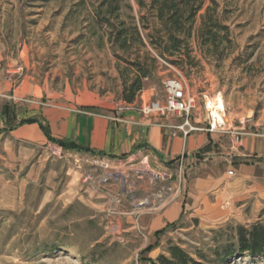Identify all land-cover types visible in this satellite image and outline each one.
Here are the masks:
<instances>
[{
    "label": "rangeland",
    "instance_id": "1",
    "mask_svg": "<svg viewBox=\"0 0 264 264\" xmlns=\"http://www.w3.org/2000/svg\"><path fill=\"white\" fill-rule=\"evenodd\" d=\"M216 2L229 39L220 47L221 57L205 58L190 39L193 59L175 64L157 57L145 94L127 103L118 71L124 63L104 29L89 23L96 0H0V111L6 105L27 116L58 102L105 114L132 110L127 106L138 105L141 94L163 97L162 81L174 67L185 95L195 101L191 119L207 124V101L219 96L223 128L242 137L264 134V0ZM128 3L122 15L133 17L146 42L142 50L152 53L145 34L154 20L135 0ZM208 4L197 13L194 28ZM2 127L0 118V264H150L167 256L170 245L213 260L211 249L230 241L236 225L264 222L263 199L254 211L227 220L208 223L184 213L154 235L149 220L139 216L172 193L179 166L14 138ZM223 264H264V257L243 255Z\"/></svg>",
    "mask_w": 264,
    "mask_h": 264
},
{
    "label": "crops",
    "instance_id": "2",
    "mask_svg": "<svg viewBox=\"0 0 264 264\" xmlns=\"http://www.w3.org/2000/svg\"><path fill=\"white\" fill-rule=\"evenodd\" d=\"M0 118L3 132L14 138L50 142L41 122L52 137L110 159L143 157L147 163L150 158L157 165L179 166L172 193L157 203L149 200L154 209L139 216L142 222L149 220L153 233L184 213L208 223L238 218L264 199V134H247L236 144L231 132L209 130L208 123L191 118L198 129L185 135L176 128L184 120L181 116L146 119L133 110L105 114L60 102L27 116L3 105ZM27 118L37 121L23 123Z\"/></svg>",
    "mask_w": 264,
    "mask_h": 264
},
{
    "label": "trees",
    "instance_id": "3",
    "mask_svg": "<svg viewBox=\"0 0 264 264\" xmlns=\"http://www.w3.org/2000/svg\"><path fill=\"white\" fill-rule=\"evenodd\" d=\"M205 1L209 4L205 6L199 23L194 28L196 15L203 8ZM135 2L140 8H147L149 16L154 20L155 25L145 34L152 53L142 50L146 48V42L133 17L122 15L121 10L131 8L128 0H96L90 12L89 23H95L104 29L102 34L110 43L115 57L124 63L122 69L118 68L123 101L133 103L136 100L137 95L145 88L146 81L154 75L157 57L170 59L175 64L185 59L192 60L190 39L196 41L199 52L205 58L221 57L220 47L229 39L227 26L222 24L217 12L216 0H135ZM143 27L148 29L149 26L143 24ZM94 36H97L95 30ZM118 51L124 55L118 54ZM34 121L37 120L27 118L22 122ZM38 123L50 142L79 152H89L71 140L52 137L46 125ZM173 223L156 230L154 235L161 233ZM153 246L149 245L148 248ZM211 250L215 257L213 260L207 259L203 254L194 258L180 246L170 245L167 248V256L160 254L156 259L149 261L150 264H223L243 255L264 257V222L257 221L248 227L236 225L232 239L218 243Z\"/></svg>",
    "mask_w": 264,
    "mask_h": 264
},
{
    "label": "built area",
    "instance_id": "4",
    "mask_svg": "<svg viewBox=\"0 0 264 264\" xmlns=\"http://www.w3.org/2000/svg\"><path fill=\"white\" fill-rule=\"evenodd\" d=\"M173 75L165 77L162 81L163 85V97L159 98H145L142 95L138 105L129 104L127 108L136 111L146 119L152 118H168L172 116H181L184 118L182 124L176 126L181 130L183 134H188L191 131H195L198 128L190 123V113L195 107L194 98L186 96L183 90V79L180 72L172 67ZM210 121L208 122L209 130H220L223 132H231L233 140L236 144H239L242 139V132L238 130H232L230 128H223L224 122L215 123L213 117L210 115ZM264 136V135H262ZM232 174V171L229 170Z\"/></svg>",
    "mask_w": 264,
    "mask_h": 264
},
{
    "label": "bare ground",
    "instance_id": "5",
    "mask_svg": "<svg viewBox=\"0 0 264 264\" xmlns=\"http://www.w3.org/2000/svg\"><path fill=\"white\" fill-rule=\"evenodd\" d=\"M207 105L210 109V115L213 117L215 123H222L224 118L221 98L217 96L214 100L207 101Z\"/></svg>",
    "mask_w": 264,
    "mask_h": 264
}]
</instances>
